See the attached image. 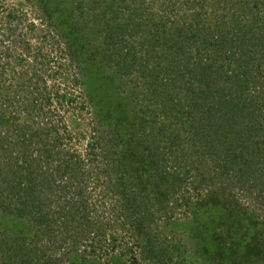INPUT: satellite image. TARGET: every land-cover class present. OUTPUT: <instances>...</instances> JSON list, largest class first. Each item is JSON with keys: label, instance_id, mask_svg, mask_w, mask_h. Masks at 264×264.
<instances>
[{"label": "trees", "instance_id": "trees-1", "mask_svg": "<svg viewBox=\"0 0 264 264\" xmlns=\"http://www.w3.org/2000/svg\"><path fill=\"white\" fill-rule=\"evenodd\" d=\"M108 1L60 0L55 8L41 0L44 15L67 32L65 50L77 71L81 55L90 49L80 24L87 10L101 7L102 54L105 65L114 71L107 76L99 70L80 75L78 71L79 77L72 76L76 89L63 92L51 91L43 74L34 75L35 79L26 71L18 72L15 96L6 98L0 109V216H14L21 230L13 239L0 237V264H54L48 244L53 231L60 226L70 238L68 229L74 222L78 228L97 220L93 213L105 196H99V205L91 208L90 198L96 200L88 191L90 183L96 190L105 181L102 190L111 197L117 195L118 207L107 218L120 216V211L140 216L147 208V196L135 194L140 189V177L135 176L155 161L153 155L159 160H181L196 153L212 160L216 176L203 180L213 185L234 180L249 188L263 178L264 0H216L215 9L204 0ZM154 6L161 14L159 22L151 13ZM116 77L127 80L123 86L128 95L115 84ZM22 89L27 95L19 94ZM8 100L18 106L7 105ZM52 103L59 108L51 109ZM64 106L67 112L93 115L89 123L94 139L97 124L108 117L129 124L130 137L122 139V129L115 125L109 133H98L95 141L90 140L87 153L79 152L68 123L56 116ZM133 130L140 138L146 136L147 145L142 146L141 159L136 150L128 162L120 157L124 149L140 145L131 138ZM189 142L195 147L186 154ZM95 145L100 154L115 158L101 160L103 167L98 166V160L91 158ZM219 193L214 189L209 196L218 198ZM225 205L232 211L231 205ZM239 213L244 217L245 211ZM139 238L145 259L158 257L156 236L140 234ZM166 261L163 264L177 263Z\"/></svg>", "mask_w": 264, "mask_h": 264}, {"label": "rangeland", "instance_id": "rangeland-1", "mask_svg": "<svg viewBox=\"0 0 264 264\" xmlns=\"http://www.w3.org/2000/svg\"><path fill=\"white\" fill-rule=\"evenodd\" d=\"M45 1L52 2L57 8V2L60 0ZM108 2L105 0L104 3ZM204 3L210 9L217 7L216 0H204ZM150 9L151 13L156 14L154 21L159 22L161 14L158 13V8L154 6ZM101 11H103L101 7L95 8L94 5V9L87 10L86 20L80 24L81 36L87 35V40L90 42V47H87L93 50L87 49V52L81 55L78 66L79 75L91 74L99 70L107 76L114 71L105 65V56L102 54V29L105 23ZM54 22L44 15L41 0H0V50L2 51L0 54V109H4L6 98L12 100L15 96L13 94L17 89L13 84L19 78L18 72L26 71L35 79L37 77L34 75L43 74L47 78L46 85L52 88L51 91L55 88H58L59 92L76 89L73 87L72 76L79 77V75L76 68H73L75 67L73 62L67 57L68 50H65L67 48L65 33L67 32L59 29ZM70 35L73 36V33L71 32ZM59 49L61 52L58 51ZM28 51L30 55H26ZM35 54H39L40 57L37 58ZM21 58L23 61H20ZM124 83H127V80L116 77L115 84L121 85L124 88L123 94L128 95V88L123 86ZM78 92L80 88H77ZM19 94L25 96V89H22ZM9 104L18 106L16 101L11 103L8 100L7 105ZM54 105L56 103L50 104V108L53 109ZM13 106L10 109H14ZM56 106L59 108L58 105ZM78 111L69 109L67 112L64 106L59 109V115L55 113L57 117L62 116L68 123L73 146L79 152L87 153L90 140L95 141L98 133L100 136L102 133H109L115 125L122 129V139L126 140L130 137L129 124L117 118L108 117L101 119V122L97 124L94 139L89 123L93 115ZM73 118L77 119L72 122ZM134 130L131 138L138 141L140 145L124 149V155L120 156L123 160H129L128 162L133 160L132 153L136 150L141 152V159L142 146L147 145L146 136L140 138V134ZM148 132L149 130L145 132V135ZM189 143V146L184 147L186 154L195 147L191 142ZM262 148L263 144L259 149ZM99 150L95 145L91 157L98 160V166L103 167L101 160L115 158L111 157L110 153L100 154ZM192 154V157L178 156L181 160H173V157H164L165 160H159L153 155L151 159L155 161L150 162V166L142 175L135 176L140 177V189L137 191L139 193L135 192V194L137 197L147 196L144 198L147 199L145 201L147 208L140 216H125L132 212L120 211L121 217L115 212L113 215L118 214L117 217L114 215L113 219L107 218L108 213L115 210L113 207H118L117 195L111 197L107 191L102 190L106 188L105 181H101V186L97 185L96 190L92 189L91 183L88 184V191L93 200H96L92 201L90 198L91 208L94 203L100 202L99 196H105L103 204H98V210L93 213L97 220L90 226L80 224L78 228L75 227L76 222H74V227L68 229L71 233L70 238L68 233H65L67 230L64 232V228L60 226L53 231L48 244L52 249L49 257L53 258L54 264H104L107 262L108 264H132L133 259L137 260L135 264H163L166 260V262H177L176 264H242L240 263L242 261H245L244 264H264V173L263 178L258 179L254 186L252 183L249 188L241 187L234 180L230 184L227 180L224 182L221 180L213 185L210 181L206 183L203 180L214 175L213 161L199 154ZM197 178L200 181H197ZM214 189L220 192L218 198L215 194L209 196V192ZM131 190L136 191V187ZM106 197L111 198L112 202L110 203V199L107 200ZM225 204L231 205L232 211L230 208L226 209ZM239 212L244 217H241ZM75 215L74 219L79 220L78 214ZM16 223L19 222L12 215L0 216V232L2 231L0 237L4 235L8 237L7 239H13L17 236L21 229ZM93 234L98 235L93 238ZM140 234H147V237L156 236L155 241L160 248L156 253L158 257L152 259L154 262L146 260L145 254L141 252L137 244V241L142 243ZM164 244L168 248H165Z\"/></svg>", "mask_w": 264, "mask_h": 264}]
</instances>
